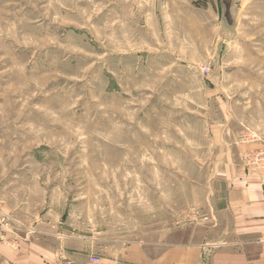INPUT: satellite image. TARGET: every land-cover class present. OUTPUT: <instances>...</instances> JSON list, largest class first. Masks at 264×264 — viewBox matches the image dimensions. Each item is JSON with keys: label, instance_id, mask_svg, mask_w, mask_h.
Masks as SVG:
<instances>
[{"label": "rangeland", "instance_id": "1", "mask_svg": "<svg viewBox=\"0 0 264 264\" xmlns=\"http://www.w3.org/2000/svg\"><path fill=\"white\" fill-rule=\"evenodd\" d=\"M237 144L264 168V0H0L14 248L73 233L114 259L200 240Z\"/></svg>", "mask_w": 264, "mask_h": 264}, {"label": "crops", "instance_id": "2", "mask_svg": "<svg viewBox=\"0 0 264 264\" xmlns=\"http://www.w3.org/2000/svg\"><path fill=\"white\" fill-rule=\"evenodd\" d=\"M237 146L233 158L225 152V169L213 178L211 224L200 240L168 241L155 255L131 247L124 256L110 259L96 252L95 236L71 233L54 247L21 241L14 248L0 242V264H88L93 253L101 264H264V168L241 165L236 153L243 147Z\"/></svg>", "mask_w": 264, "mask_h": 264}, {"label": "built area", "instance_id": "3", "mask_svg": "<svg viewBox=\"0 0 264 264\" xmlns=\"http://www.w3.org/2000/svg\"><path fill=\"white\" fill-rule=\"evenodd\" d=\"M11 230L10 228V219L5 214L0 210V242L4 244H9L8 241H6V235L9 233ZM264 240V239H263ZM14 244L11 243V246ZM15 247V246H14ZM88 264H101V258L100 256L96 254H92L89 256Z\"/></svg>", "mask_w": 264, "mask_h": 264}]
</instances>
